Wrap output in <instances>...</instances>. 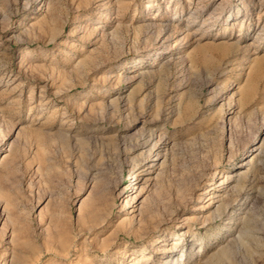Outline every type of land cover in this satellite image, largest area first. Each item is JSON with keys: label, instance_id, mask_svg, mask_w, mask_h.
Returning <instances> with one entry per match:
<instances>
[{"label": "rangeland", "instance_id": "374dc122", "mask_svg": "<svg viewBox=\"0 0 264 264\" xmlns=\"http://www.w3.org/2000/svg\"><path fill=\"white\" fill-rule=\"evenodd\" d=\"M0 264H264V0H0Z\"/></svg>", "mask_w": 264, "mask_h": 264}, {"label": "bare ground", "instance_id": "6f19581e", "mask_svg": "<svg viewBox=\"0 0 264 264\" xmlns=\"http://www.w3.org/2000/svg\"><path fill=\"white\" fill-rule=\"evenodd\" d=\"M153 26L155 25L154 23L152 24ZM164 30H166V25L164 26H162V29H161V32L162 31H164ZM155 134H157V131L156 130H154V129H152V127L151 128H147V130H146V132L144 133V139H143V142H142V147H145V146H148V145H151V146H149L150 147V150L151 149H153L154 147H158V148H160V152L164 149V147L166 146V149H167V146L170 144V139H169V137H165V135L163 134V133H159L157 136H155ZM156 137H158V139H156ZM256 148H259V147H256ZM255 148V149H256ZM152 151V150H151ZM5 154V153H4ZM258 154L259 153H256V154H252L253 155V157L250 159V160H253V158H255L256 156H258ZM161 156H163L161 153L160 154H157V157H156V159L155 160H157L159 157H161ZM6 159H8V162L7 163H11V162H13V160H14V153H13V151H11V153H8V154H5V157L1 160V162L3 163ZM1 163V164H2ZM247 171V170H246ZM246 171H245V173H246ZM141 172L139 171V170H136V171H134L133 173H132V175L133 176H138L139 174H140ZM246 175V174H245ZM242 175H238V178L236 179V177L234 178V179H236L237 180V182H240V179H242ZM136 178V177H135ZM236 189H237V187H236ZM239 192V191H238ZM241 193V192H240ZM238 193H237V197H234L232 200H229V201H225L224 199H225V197L226 196H224V194L223 193H221V194H216V197H218V199L216 200L217 202H219V204H218V206H217V215L216 216H220V215H222L223 213H226V212H228V215H229V213H230V215L231 214H233V212H237V206L239 205V206H241V207H239V209H247V211L249 210L250 211V209L251 208H253L254 207V204L256 203V202H254V203H252V206L251 207H247V205H248V203H249V201H250V197H249V195H246V197H244V200H243V202L240 204L238 201L240 200L239 198H238ZM213 197V196H212ZM253 198H254V196H253ZM239 199V200H238ZM242 199V198H241ZM252 199V198H251ZM257 200V199H256ZM213 204H215V203H213ZM256 205V204H255ZM244 213H246V210H245V212ZM248 213V212H247ZM237 214V213H236ZM233 216V215H232ZM244 216V215H243ZM232 239H233V237H232ZM179 243H180V241H177L176 243H175V245L177 246V245H179ZM233 244V243H232ZM230 243L229 244H226L223 248H222V250L220 249V251H219V253H218V258L219 259H226V258H229V256H230Z\"/></svg>", "mask_w": 264, "mask_h": 264}]
</instances>
